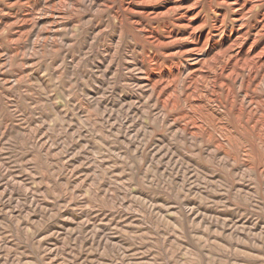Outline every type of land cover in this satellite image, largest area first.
<instances>
[{"label": "rangeland", "instance_id": "obj_1", "mask_svg": "<svg viewBox=\"0 0 264 264\" xmlns=\"http://www.w3.org/2000/svg\"><path fill=\"white\" fill-rule=\"evenodd\" d=\"M234 1L0 0V264H264V65L195 51L264 54Z\"/></svg>", "mask_w": 264, "mask_h": 264}, {"label": "bare ground", "instance_id": "obj_2", "mask_svg": "<svg viewBox=\"0 0 264 264\" xmlns=\"http://www.w3.org/2000/svg\"><path fill=\"white\" fill-rule=\"evenodd\" d=\"M210 1V0H209ZM217 1H222L223 3H228L230 0H217ZM236 1V2H235ZM234 2L235 3H241L240 2V0H235ZM244 1V0H243ZM98 2V1H97ZM96 2V3H97ZM118 2V1H117ZM178 2V1H177ZM199 2V1H198ZM245 2V1H244ZM257 2H259V0L258 1H255V0H249L247 3H248V5L247 6H245L244 7V9H243V11L241 12V19H243L244 17H246V15L256 6V3ZM123 3V2H122ZM175 3V2H174ZM195 3V2H194ZM211 3H212V0H211ZM211 3H210V5H211ZM230 3V2H229ZM124 4V3H123ZM179 4V3H178ZM182 4V3H181ZM197 4V3H196ZM245 4V3H244ZM124 5H126V4H124ZM203 5V4H202ZM241 5V4H240ZM134 6V5H133ZM170 6V5H169ZM172 6V5H171ZM212 6V5H211ZM234 6V5H233ZM116 7H118V6H116ZM115 7V8H116ZM136 7V6H135ZM213 7V6H212ZM239 7V6H238ZM131 8V7H130ZM136 9V8H135ZM193 9V8H192ZM191 9V10H192ZM117 10V9H116ZM217 11V10H216ZM240 11V10H239ZM115 12V11H114ZM118 12V11H117ZM155 12V11H154ZM197 12H199V11H197ZM220 12V11H219ZM227 12V11H226ZM264 12V11H263ZM116 13V12H115ZM119 13V12H118ZM156 13V12H155ZM195 13V12H194ZM220 13H222V12H220ZM120 14V13H119ZM196 14V13H195ZM198 14V13H197ZM239 14V13H238ZM185 15H186V13H185ZM194 15V14H193ZM193 15H192V18H193ZM117 16H119V15H117ZM181 16V15H180ZM263 16V15H262ZM186 17V16H185ZM195 17V16H194ZM221 17V16H220ZM191 18V17H190ZM259 18V17H258ZM119 19H120V17H119ZM195 19V18H194ZM245 19V18H244ZM262 19V18H261ZM191 20H193V19H191ZM213 20V19H212ZM220 20V19H219ZM260 20V19H259ZM182 21V20H181ZM187 21V20H186ZM205 21V18L203 17V16H200V17H198V22H200V23H202L203 24V22ZM253 21V20H252ZM175 22V21H174ZM192 22V21H191ZM241 22H242V20H241ZM240 22V23H241ZM184 23V22H183ZM190 23V22H189ZM215 23V22H214ZM120 24V23H119ZM164 24V23H163ZM205 24V23H204ZM222 24V23H221ZM242 24H244V21L242 22ZM254 24V23H253ZM154 25V24H153ZM169 25V24H168ZM167 25V26H168ZM201 25V24H200ZM199 25V26H200ZM258 25V24H257ZM142 26V25H141ZM140 26V27H141ZM144 26V25H143ZM156 26V25H155ZM166 26V27H167ZM171 26V25H170ZM242 27H243V25H241ZM245 26V25H244ZM162 27V26H161ZM242 27H241V29H242ZM255 27V26H254ZM261 27V26H260ZM118 28V27H117ZM164 28V27H163ZM215 28V27H214ZM218 28H219V26H218ZM217 28V29H218ZM221 28V27H220ZM219 28V29H220ZM149 29V28H148ZM166 29V28H165ZM232 29V28H231ZM230 29V30H231ZM234 29V28H233ZM236 29V28H235ZM248 29V28H247ZM258 29V28H257ZM264 29V25L261 27V31ZM117 30V29H116ZM153 30V29H152ZM198 30V29H197ZM148 31V30H147ZM210 31V30H209ZM257 31V30H256ZM260 31V32H261ZM152 32V31H151ZM178 32V31H177ZM177 32H175V31H167L166 32V35L165 36H163V37H165V38H163L162 36H160L157 32H153V33H151L152 34V38L156 41V42H159V44H160V42L162 41V40H166V41H171L172 39H176V37L178 38V33ZM197 32V31H196ZM195 32V33H196ZM212 32V31H211ZM251 32V31H250ZM264 32V31H263ZM118 33V32H117ZM143 33V32H142ZM149 33V32H148ZM208 33V32H207ZM218 33V32H217ZM222 33H224V31L222 32ZM262 33V32H261ZM151 34H149V36L151 35ZM227 34V33H226ZM236 34H238V36H235ZM236 34H234V31H229V29H228V42H230V44L228 45V48H226V49H222L221 47H219L220 49H218L217 48V44H207V40L205 39V41H203L202 40V35H199V39H198V42H194L195 43V45L197 46L196 48H195V51H197V52H199V63H202V66H205V65H212V64H215V63H219V62H226L225 63V66L224 67H222L223 69H222V71L221 72H225V70H227L228 71V78H231V79H234V80H238L239 78H240V81H241V83L242 84H244V82H243V80H242V76H241V73L246 69V68H251L252 70H257V69H262L261 67L262 66H260L261 64L260 63H262L263 65H264V54H262V53H258V54H256V52H257V50L259 49V47H256V48H252V46L251 47H249V49L248 50H244L243 48L244 47H242V43H241V40L244 38V36H245V34H242V31H240V32H238L237 31V33ZM145 35H146V33H145ZM207 35V34H206ZM210 35H212V34H210ZM209 35V36H210ZM221 35V34H220ZM247 35V34H246ZM181 36V35H180ZM179 36V37H180ZM234 36H235V38H234ZM255 36H257V34L255 35ZM193 37H195V36H193ZM219 37V36H218ZM196 38V37H195ZM206 38V37H205ZM208 38V37H207ZM234 38V39H233ZM256 38L257 37H255V40H256ZM169 39V40H168ZM171 39V40H170ZM253 39V38H252ZM118 40V39H117ZM196 40V39H195ZM120 41V40H119ZM125 41V40H124ZM217 41V40H216ZM155 42V43H156ZM192 42V43H193ZM210 42H212V41H210ZM249 42V41H248ZM255 42V41H254ZM262 42V41H261ZM260 42V44H262ZM116 43V42H115ZM114 43V44H115ZM164 43V42H163ZM264 45V44H263ZM113 46V45H112ZM215 46H216V48H215ZM226 46H227V44H226ZM131 47V46H130ZM223 47V46H222ZM237 47H239V48H237ZM240 47H242L241 49H240ZM261 47V46H260ZM114 48V47H113ZM139 48V47H138ZM263 48V47H262ZM135 49V48H134ZM217 49H218V51H217ZM264 49V48H263ZM142 50V49H141ZM141 50H139V51H141ZM176 50H177V47H176ZM214 50H216L217 52H216V54L213 56V58H211L210 60H207V57L209 56V55H211L212 56V53H213V51ZM260 50V49H259ZM128 51H130V50H128ZM131 51H132V49H131ZM147 51V50H146ZM164 51V50H163ZM162 51V52H163ZM108 52V51H107ZM197 52H195V54L197 53ZM215 52V51H214ZM142 53V52H141ZM104 54V53H103ZM105 54H107V53H105ZM111 54V53H110ZM121 54V53H120ZM128 54H130V53H128ZM148 55V54H147ZM124 56V55H123ZM148 56H150V55H148ZM133 57V56H132ZM131 57V58H132ZM152 57V56H151ZM260 57V59H258ZM262 57V58H261ZM125 58V57H124ZM134 58V57H133ZM140 58V57H139ZM150 58V57H149ZM106 59H107V57H106ZM119 59V58H118ZM117 59V60H118ZM126 60V59H125ZM138 60V59H137ZM144 60V59H143ZM143 60H142V62H143ZM258 60V61H257ZM119 61V60H118ZM126 61H129V60H126ZM131 61V60H130ZM135 62H136V60H135ZM131 63V62H130ZM166 63V62H165ZM141 64V63H140ZM152 66H150V67H152L153 69H155V72H159L160 74H162L161 73V71H159V66H160V64L158 63V60H156V59H154L153 57H152V59H151V63H150ZM181 64V63H180ZM183 64V63H182ZM171 65V64H170ZM179 65V64H178ZM177 65V66H178ZM125 66V65H124ZM128 66V65H127ZM143 66H145V65H143ZM176 66V65H175ZM179 66H181V65H179ZM137 67H139V66H137ZM146 68V67H145ZM169 68V67H168ZM168 68H167V70H168ZM177 68V67H176ZM191 67L190 66H187V67H185V71H188L189 69H190ZM200 68V67H199ZM205 68V67H204ZM207 68V67H206ZM172 69H173V67H172ZM183 70V69H182ZM216 70V69H215ZM171 71V70H170ZM190 71V70H189ZM199 71V70H198ZM207 71V70H206ZM154 72V71H153ZM157 72V73H158ZM201 72V71H200ZM202 73H204V72H202ZM220 73V72H219ZM201 73H199V75H200ZM156 74L154 73V74H150V77H153V76H155ZM183 75H185V74H183ZM195 75V74H194ZM218 75V74H217ZM227 75V74H226ZM140 76H142V75H140ZM158 76V75H157ZM169 76L170 77H172V78H174L173 80H175V77L177 78V77H179V71H177V70H175V71H171L170 73H169ZM201 76V75H200ZM213 76V75H212ZM147 77H148V75H147ZM184 77V76H183ZM191 77H193V76H191ZM227 77V76H226ZM156 79H158V78H156ZM165 79V78H164ZM168 79V78H167ZM221 79V78H220ZM135 80V79H134ZM154 80V79H153ZM126 81V80H125ZM137 80H135V82H136ZM147 81V80H146ZM167 81V80H166ZM216 81V80H215ZM239 81V82H240ZM138 82V81H137ZM140 82V81H139ZM149 82V81H148ZM130 83V82H129ZM132 83V82H131ZM147 83V82H146ZM152 83V82H151ZM150 83V84H151ZM166 83V82H165ZM218 83V82H217ZM221 83V82H220ZM136 84V83H135ZM170 84H171V81H170ZM152 85V84H151ZM164 85V84H163ZM188 85V84H187ZM247 85V84H246ZM134 86V85H133ZM193 86H194V84H193ZM192 86V87H193ZM151 87V86H150ZM211 89V92L213 93V94H216V90H215V86H211L210 87ZM135 89V88H134ZM145 89V88H144ZM148 89V88H147ZM161 89V88H160ZM159 90V89H158ZM168 91V90H167ZM139 93V92H138ZM158 93H159V91H158ZM150 94V93H149ZM142 95V94H141ZM148 95V94H147ZM166 95V94H165ZM164 95V96H165ZM173 95V94H172ZM193 95V94H192ZM234 95V93H233V91L231 90V87H230V84L228 83V97H234L233 96ZM249 95V94H248ZM225 96V95H224ZM253 96V95H252ZM131 97V96H130ZM163 97V96H162ZM193 97V96H192ZM249 97V96H248ZM134 98H135V96H134ZM142 98V97H141ZM145 98V97H144ZM147 98V97H146ZM156 98V97H155ZM220 98V97H219ZM231 98V99H232ZM139 99H140V97H139ZM165 99V98H164ZM138 100V99H137ZM154 100V99H153ZM250 100V99H249ZM17 101V100H16ZM145 101V100H144ZM167 101V100H166ZM163 102V101H162ZM168 102H172V99H170V100H168ZM239 102V101H238ZM16 103H18V101L16 102ZM135 104V103H134ZM196 104H198V103H196ZM151 105V104H150ZM152 108V107H151ZM162 108V107H161ZM157 110H159V109H157ZM219 112V111H218ZM238 114V113H237ZM197 115V114H196ZM174 116V115H173ZM163 118V117H162ZM200 119L197 117V119H194L193 120V123L195 124V126H196V128H197V130H203V126L201 125V123H200V121H199ZM174 121V120H173ZM172 121V122H173ZM172 122H170V123H172ZM169 123V124H170ZM208 123V122H207ZM30 124V123H29ZM212 125V124H211ZM253 125V124H252ZM191 126V125H190ZM189 126V127H190ZM27 130V129H26ZM189 131V130H188ZM24 132V131H23ZM28 132V131H27ZM218 132V131H217ZM30 133V132H29ZM23 134V133H22ZM257 136V135H256ZM208 138V137H207ZM226 138L228 139V132H226V136L224 137V141H226ZM201 140V139H200ZM28 141V140H27ZM168 142V141H167ZM36 144V143H35ZM209 151V150H208ZM203 158V157H202ZM223 165V164H222ZM241 169V168H240Z\"/></svg>", "mask_w": 264, "mask_h": 264}]
</instances>
